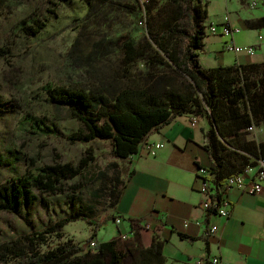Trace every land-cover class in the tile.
<instances>
[{
	"label": "trees",
	"instance_id": "1",
	"mask_svg": "<svg viewBox=\"0 0 264 264\" xmlns=\"http://www.w3.org/2000/svg\"><path fill=\"white\" fill-rule=\"evenodd\" d=\"M55 4L70 0H57ZM106 0H87L90 7L103 13ZM115 3L109 0V3ZM130 11L135 6L118 2ZM207 3L203 0H147L145 4V33L137 41L122 44L120 67L116 73H102L91 88L49 84L45 88L49 104L60 112L66 108L79 124L78 132L68 136L72 144H91L108 141L115 158L126 159L136 154L145 137L154 129L166 125L176 116L189 114L204 118L210 128L205 132L204 145L213 165L208 172L214 184L222 186L248 164L235 166L224 157L223 141L237 145L241 159L264 158V141L255 143L247 138V129L264 125V62L206 69L200 63L204 48ZM47 13L57 15L56 7ZM48 18L29 17L18 24V31L35 37L48 26ZM263 28L264 18L248 24ZM142 64L145 70L133 74L134 66ZM25 123L31 133L49 136L57 133L45 121L27 114ZM96 161L88 148L77 164L55 160L37 166L31 164L25 174L12 176L0 186V212L18 214L31 207L41 196L80 193L89 167ZM80 178L79 182L70 183ZM119 186L109 188L112 206L118 197ZM220 200V197H218ZM90 210V209H88ZM92 211V210H90ZM57 224L25 237L24 240L0 244V264H125L132 256V264H163L161 242L152 239L148 245L121 249L112 239L88 250L73 240L59 244L55 249L41 252L50 238H64L62 229L68 223L87 220L80 211ZM207 215H211L208 211ZM87 239L90 246L96 231Z\"/></svg>",
	"mask_w": 264,
	"mask_h": 264
},
{
	"label": "rangeland",
	"instance_id": "2",
	"mask_svg": "<svg viewBox=\"0 0 264 264\" xmlns=\"http://www.w3.org/2000/svg\"><path fill=\"white\" fill-rule=\"evenodd\" d=\"M113 1L115 3L111 4L106 0L103 13L93 15L91 12L95 8L90 7L87 0H70L56 6L57 0H0V186L12 176L25 174L34 163L43 166L57 160L77 164L88 148L96 157L82 180L84 186L80 193L41 196L18 214L0 212V244L24 240L62 220L79 216L80 211L93 223L84 220L68 223L62 229L64 238L51 237L49 244L41 247V252L53 250L69 240L88 250L91 245L88 246L87 239L100 223L96 239L98 235L100 241H108L112 237L115 222L110 218L112 204L108 189L104 188L109 179L104 174L99 178L98 172L111 160L110 145L101 141L88 145L68 141V136L78 132L79 124L66 108L58 112L49 104L45 88L49 84L91 88L102 73L111 75L117 72L121 64L122 44L127 40L137 41L145 33L147 0ZM203 1L208 2L206 29L211 24L221 23L229 11L234 18L235 0ZM118 2L133 5L135 10L125 9ZM53 7H56V16L47 13V9ZM30 16L49 19L47 28L35 37L26 36L17 27ZM256 37L251 30H239L234 34L237 45L254 50L256 46L249 44ZM210 50L211 47H204L199 57L202 65H205V57ZM231 55L234 54L222 52L218 57L219 63L229 61ZM238 56L247 54L242 52ZM141 70L145 67L138 64L132 73ZM28 113L45 121L57 133L50 136L31 133L30 126L25 123ZM247 132L249 140L255 143L264 141V125H253ZM220 140L226 147L224 157L231 164L242 167L253 162L251 158L241 159L240 155H246L239 151L237 145ZM79 181L80 178H76L70 183ZM117 240L119 248L124 250L139 243V238L134 235ZM125 264H132V256L126 257Z\"/></svg>",
	"mask_w": 264,
	"mask_h": 264
},
{
	"label": "crops",
	"instance_id": "3",
	"mask_svg": "<svg viewBox=\"0 0 264 264\" xmlns=\"http://www.w3.org/2000/svg\"><path fill=\"white\" fill-rule=\"evenodd\" d=\"M235 1L234 18L230 11L227 16L237 31L255 32L257 37L249 44L256 46L255 54L252 57L231 55L229 61L219 63L218 57L225 51V39L207 35L204 47L209 46L211 50L202 65L206 69L264 62V27L248 25L264 18V1L257 0L258 7L251 11L248 8L251 0ZM209 128L204 118L189 114L174 117L145 137L144 142L164 144L153 157L144 147H139L136 154L118 159L112 154L110 142H92L110 145L111 160L98 171L99 178L104 174L109 179L104 186L108 195L109 188L119 186L110 215L115 222L110 240L134 235L139 238L134 248L139 244L148 245L155 239L162 244L163 264H195L198 261L207 264L209 258L215 256L222 264H264V183L258 194L237 189L227 192L225 208L230 213L227 218L216 214L208 216L201 208L204 196L199 191L197 171L198 168L208 170L213 165L204 148L205 132ZM209 225L217 227L215 236L208 237ZM103 242L106 241H100L99 235L93 241L96 245Z\"/></svg>",
	"mask_w": 264,
	"mask_h": 264
},
{
	"label": "built area",
	"instance_id": "4",
	"mask_svg": "<svg viewBox=\"0 0 264 264\" xmlns=\"http://www.w3.org/2000/svg\"><path fill=\"white\" fill-rule=\"evenodd\" d=\"M257 0H251L249 4L250 9L258 7ZM237 32L236 28L232 25L231 20L228 16H225L223 21L218 25L211 24L207 28L208 35H219L225 39L224 50L231 52L234 55L240 53H246L247 56L252 57L255 50L252 47H240L235 43L234 34ZM252 127L248 128L247 131H251ZM140 147H144L150 156H156L157 153L164 148V144L161 142L146 141L143 142ZM197 177L200 181L199 191L204 196V200L201 203V208L205 211L211 212V215H219L223 218L229 216V211L225 208L227 202L225 201V195L227 192L233 189H237L244 193L258 194L262 190L264 183V158H258L255 161L254 166H247L241 173L229 177L222 186H217L212 180L208 170L198 168ZM246 178H249L246 180ZM220 197V200L219 198ZM118 222V221H117ZM217 234V227L209 225L207 235L208 237L215 236ZM121 239H125V236H121ZM91 247H96L95 243L91 244ZM195 264H206L203 262H196ZM207 264H222L219 257H211L207 261Z\"/></svg>",
	"mask_w": 264,
	"mask_h": 264
},
{
	"label": "bare ground",
	"instance_id": "5",
	"mask_svg": "<svg viewBox=\"0 0 264 264\" xmlns=\"http://www.w3.org/2000/svg\"><path fill=\"white\" fill-rule=\"evenodd\" d=\"M254 56V55H253ZM204 169V168H203Z\"/></svg>",
	"mask_w": 264,
	"mask_h": 264
}]
</instances>
